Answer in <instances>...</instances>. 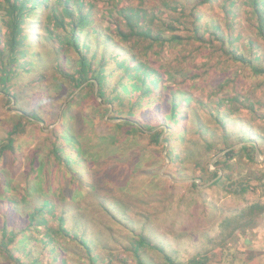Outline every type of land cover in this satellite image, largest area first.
Listing matches in <instances>:
<instances>
[{"label":"rangeland","instance_id":"1","mask_svg":"<svg viewBox=\"0 0 264 264\" xmlns=\"http://www.w3.org/2000/svg\"><path fill=\"white\" fill-rule=\"evenodd\" d=\"M67 1L75 3V0ZM129 1L134 3L136 0ZM186 1L192 3L196 0ZM230 1L238 7L233 29L224 17V8H227ZM165 5L152 1L148 19L157 16L170 20L168 13L173 17L178 16L173 7L164 8ZM5 7L3 0H0L3 34L6 33ZM107 7V0L96 2L92 25L88 31L93 29L101 40L110 37V44L106 45H111L115 41L113 36L119 23L109 18L107 11L111 7L104 10ZM57 9L60 10L59 7ZM200 12L209 29L214 24L218 25L219 31L230 40L232 49L235 48L236 53L241 54L245 60H251L256 71H264V38L256 33V16L250 14L248 0H218L214 6L208 4L202 7ZM184 25L188 26V21L185 20ZM45 27L52 34L63 37L54 14H49L36 39L38 50L34 53L37 60L36 57L34 60L19 58L15 70L17 84L8 89L6 96L16 94L20 98L21 107L37 112L47 121L49 117L50 120L55 119L52 128L60 123L61 111L72 96L66 101L63 99L72 88L70 80L69 87L63 84L66 75L49 63L52 58ZM120 28L124 30L123 20ZM208 38L209 34L205 36V39ZM197 45L193 42L192 46H167L168 49L159 57L150 59H155L161 68L165 80L161 86L175 85L179 89L182 86L193 97L189 100L193 114L187 126L185 141L181 144L183 150L178 157L171 155V162L165 156L168 143H162L164 134L160 137L158 147L153 146L151 139L145 135H126L123 130L110 125L121 121L122 117L125 119V111L114 115L112 112H96L94 101L89 99L90 91L69 108L67 117L70 118L74 137H78L79 156L87 157L89 162L103 161V167L97 170V175L112 178L114 184L124 186L123 176L130 166L137 163L132 171L134 173L143 170L136 184H130L122 193L117 189L112 191L114 195H121L111 208L113 215L125 223L127 228L107 218L98 206L99 201L92 196L84 202L91 222L84 215L85 209H81L79 224L72 227V219L68 215L64 232L60 230L58 215L62 213L61 204L65 200H80L82 203V198L90 192L87 189L81 190L79 183L70 179L68 167L49 154L51 146L46 139L52 140V136L46 135L49 130H46L44 124H40L44 132L42 134L37 131L36 125L22 122L20 132L13 135L14 151L7 150L4 157L0 158V264H15L14 261L22 264H91V261L95 264H139V261L143 264H247L248 261H242L244 253L248 252L253 237L264 233V211L261 214L257 210L250 211L254 205L264 206V73L255 75L246 66L230 65V61L222 59L217 52L219 49L216 47L219 45H206L195 52L192 48ZM112 47L105 48L101 44L99 50L93 46L91 51L82 47V52L101 64L103 57L108 59L113 53L122 55L121 51L117 52ZM225 47L228 48V44ZM148 56H151L149 52L142 54L141 60H149ZM66 59L69 74H73L77 69L75 57L66 52ZM36 61L41 63V70L37 68ZM115 68L110 85H116L117 78L121 79L127 74L123 69ZM204 69L203 77L181 84L184 77L197 75ZM37 73L43 75L42 80L38 79ZM128 82L133 80L129 78ZM45 93H48L46 100ZM2 94L0 148L6 132L12 127V122L6 121L8 117L5 114L22 113L15 106L14 100L8 103L9 98L3 99ZM132 94L137 95L138 91ZM33 95L40 105L35 104ZM106 95V100H110L113 93L107 89ZM233 97H237L238 101L232 100ZM111 102L116 105L114 99ZM41 104L49 106L46 109L49 113L47 116L42 113ZM126 104L128 107L132 102L128 100ZM137 111L143 110L138 108ZM84 116L87 118L86 123L80 121ZM197 117L204 124L201 132L198 131ZM167 137L172 143L179 141L170 135ZM243 145L246 147L241 151ZM232 147L235 154L233 159L228 160L223 157L224 154L220 155ZM35 149H42L38 169L37 172L29 173L31 180L26 182L24 178L29 167L30 153ZM138 154L141 156L140 161H135ZM253 155L256 162L252 161ZM110 156H114L112 160H106ZM217 160H220L219 164L214 165ZM126 163L128 166H121ZM4 171L10 177L5 176ZM207 171L217 173L223 177L222 180L211 186L215 179L212 175H206ZM194 181L198 185L197 189L191 186ZM31 182L48 192L47 195L55 199L57 209L60 210L49 216L50 239L46 238L43 227L32 226L25 230L26 225L23 226L24 215L28 217L33 208L41 206L40 200L24 203L21 207L23 210L13 208L24 201L26 190H33L31 185H27ZM12 198L20 202L10 200ZM252 216L255 217L251 219ZM143 226H146L145 235L150 243L135 251L136 245L126 230L140 233ZM12 237H16L20 244L9 243Z\"/></svg>","mask_w":264,"mask_h":264},{"label":"trees","instance_id":"2","mask_svg":"<svg viewBox=\"0 0 264 264\" xmlns=\"http://www.w3.org/2000/svg\"><path fill=\"white\" fill-rule=\"evenodd\" d=\"M97 1L99 0H75L74 3L67 0H3L6 5L4 17L6 18L4 22L6 33L3 34L1 32L2 26L0 25V92H4V94H0L3 95L1 97L5 100L7 97L9 98L8 103L14 100L15 106L20 109L22 113L13 115L5 114L8 117L6 121L10 120L12 122V127L6 132L5 139L2 142L3 145L0 148V158L4 157L7 150L14 151L13 146L15 138H13V135L20 132L22 122L36 125L37 131L42 134H44V132L40 124H44L45 128H47L46 130H49L46 135L51 134L52 136V140L46 139V141L50 142L51 146L49 154L68 167L67 170L70 179L78 182L81 186V190L87 189V192H90L82 198V200H84L82 203H80V200L75 201L69 198L72 201L65 200L61 204L60 210L62 213L58 215V226L62 232H64L63 228L65 224L67 225L68 215H70L72 221L74 219L73 222L71 221L72 227H76L79 224L80 221H78V219L81 216V209H85L84 211L86 214L84 215L88 217L89 222H91L88 209L84 207V202L92 196L99 201L98 206L102 212L106 214L105 216L107 218L127 228L125 227L127 226L125 223L121 222L113 215L111 208L116 204L117 199L121 197V195H114L112 191L117 189L119 193H122L130 184H136L138 182L137 177L143 174V170L140 172L137 170L135 173L132 172L137 164L135 163L129 167V170L123 176L124 186L122 184H114L112 178L107 179L103 175L99 176L96 174L97 170L103 167L101 165L103 161L89 162L87 161V157L79 156L80 145L77 139L78 137H74L75 135L69 123L70 118L67 117V114L72 104L78 101V98L82 97L83 94L90 91L89 99L94 101L96 105L95 109H97L96 112L103 111L104 114L112 112L114 115L123 114V111H125L127 114L125 119L122 117L121 121L110 125L123 130L126 135H145L151 139L153 146L158 147L160 137L164 134L162 143H168L165 156H167L171 162V155L174 154V156L178 157L183 150L181 144L185 141L187 126L193 114L190 111L191 104L189 100L193 97H191L182 86L181 89H179V87L176 88L175 85L161 86V83L163 84V82H165L161 75V68L157 66L155 59L150 60L151 57H159V55L170 46L178 47L184 44L192 46L194 42L198 44L197 47L192 48V50L196 52L205 48L206 45L212 47L219 45L216 47L219 49L217 52H219L222 59L230 61V65L239 67L246 66L251 69L255 75L264 73V71L262 72L260 69L256 71V67H254L251 60H245L241 54L238 55L236 53L235 48L232 49L230 40L219 31L218 25L214 24L213 27L209 29L208 23L203 20V13L200 12L201 8L208 4L214 6L218 0H196L192 3L186 0H159V2L158 0L157 2H155V0H138V3L137 0L134 3H131L129 0H107L109 7L104 10L107 11L108 8L111 7L107 11L108 16L112 21L119 23V25L116 26V34L113 36L115 41H113L111 45H106L108 43L110 44V37L103 38L101 36L103 38V40H101L97 37L98 34L94 33L93 29L88 31V28L92 25L91 18H93V10L95 9ZM152 1L156 4L160 3V5L165 3L166 5L164 8L167 6L173 7L174 12H176L178 16L173 17L168 13L170 20L157 16L148 19L151 15L150 4ZM248 3L250 14L256 16V33L264 38V0H248ZM58 7L60 9L59 11L57 9ZM237 10L238 7L232 1L228 2L227 8H224L226 12L224 15L225 21L231 29L235 26V14ZM49 14H54L57 24L60 26L59 29L62 30L63 34L61 38L60 36L52 34V31L46 30L45 27L46 36L49 38V52L52 58L49 63L56 70L60 71V73L66 75L67 78L64 79L66 82L63 84L69 87L71 83L70 88H72V91L63 99L66 101L72 96L61 111L60 123L52 128L51 124L56 123L55 119L50 120L51 117H49V121H47L37 112L28 111L25 107H21L19 105L20 98L16 94L10 96L7 94L6 96L8 89L14 88L17 84L15 70L19 65V58H33L32 60H34L36 57L37 60L38 57L34 53L38 50V42L36 39L40 31L44 28L45 21L49 17ZM122 20L124 30L120 28ZM185 20L188 21L189 27L184 25ZM207 34H209V38L205 39ZM94 37H96L95 40ZM55 40L58 43H56ZM85 41L88 42L84 43ZM118 42H123V44H119ZM101 44L103 47L105 46V48L115 47V50L117 52L121 51L122 55L113 53V55L108 56V59L103 57L101 64H98L95 58H88L86 52H82V47H85L87 51H91L93 46L95 49L99 50ZM226 44H228V48L225 47ZM167 46L168 48H166ZM66 52L73 54L75 57V66H77V69L74 70L76 72L73 74H69ZM148 52L151 54V56H148L149 60H141L142 54L146 55ZM125 62H127L126 65ZM36 64L37 68L41 70V63L36 61ZM115 66L123 69V72L127 74L121 79L117 78L116 85H110L111 77L114 74L112 71L116 70ZM205 71L206 69L202 70L197 75L193 74L190 77H184L181 84L184 85L199 76L203 77V72ZM36 76L40 80L43 78L41 73H37ZM129 78L133 80V82L129 83ZM69 80L71 81L70 83ZM107 89L113 93L110 100H106ZM136 91H138V94L133 95L132 93ZM47 95L48 93L44 94L45 100ZM113 99L116 105L111 102ZM33 100L36 105H40V103L35 100V95H33ZM128 100L132 102V105L127 107L126 103ZM232 100L238 101L237 97H233ZM142 103H144L143 106L141 105ZM41 105L43 108L42 113L47 116L49 113L46 109L49 108V106L45 104ZM138 108L143 111L138 112ZM85 120H87L86 116L80 118V121L83 123H86ZM197 123L199 124L198 131L201 132L204 124L200 117H197ZM160 127H162L161 130L157 131ZM168 135L179 139V141L177 143H172L170 138L167 137ZM245 147L246 146L243 145L241 151ZM41 152L42 149H35L30 153L31 156L28 161L29 167L25 172L24 178L26 182L31 180L30 174L37 172L38 160ZM234 156L233 149L223 155V157L228 160L233 159ZM113 157L114 156L107 157L106 160H112ZM252 157V161L256 162L255 155ZM140 158L141 156L138 154L135 161H140ZM219 161L220 160L215 161L214 165H218ZM13 162L14 158L11 164ZM49 165L50 163H48V167ZM121 166L128 165L126 163ZM4 174L10 177L5 171ZM46 174L48 175V173ZM206 175H212L213 179H215L211 186L216 185L223 178L217 173L208 171ZM115 177L118 178V175L115 174ZM151 177L152 176H150L149 180ZM159 180L162 179L160 178ZM128 182H130L129 185ZM27 185H31L33 190L31 192L27 190L26 192L24 191L26 196L24 201L21 202V205H15L13 208H17L18 211V208H21L24 203L28 204L40 200L41 206L33 208L32 213L29 214L28 217L24 215L23 220L25 219V223L23 226L26 225L25 230L32 226L41 229L43 227L42 230L45 232L46 238L50 239L49 216L51 217L54 211L58 210L54 202L55 199L47 195L48 192L40 189L35 182L27 183ZM191 186L197 189L198 185L194 181ZM47 188H49V184H47ZM66 194L67 192H65V195ZM6 198L9 197L7 196ZM10 200L16 199L12 198ZM16 201L20 202L18 200ZM256 210L258 214H261L264 211V206L254 205L250 208V211ZM11 215L13 216L12 212ZM254 217L255 216H252L251 219ZM40 218L41 220L38 221ZM75 219L77 221H75ZM126 232L131 235L132 243L136 245L135 251L138 250V248L149 245V238L145 235L146 226L141 228L140 233L132 229H127ZM10 242L18 243L16 237H12L11 240H9V243ZM8 257L11 259L10 255H8ZM90 260L93 259L91 258ZM14 262L15 264H22L20 261ZM91 264H95L94 261H91ZM139 264L143 263L139 261Z\"/></svg>","mask_w":264,"mask_h":264},{"label":"crops","instance_id":"3","mask_svg":"<svg viewBox=\"0 0 264 264\" xmlns=\"http://www.w3.org/2000/svg\"><path fill=\"white\" fill-rule=\"evenodd\" d=\"M253 238L242 261H248L247 264H264V233Z\"/></svg>","mask_w":264,"mask_h":264},{"label":"water","instance_id":"4","mask_svg":"<svg viewBox=\"0 0 264 264\" xmlns=\"http://www.w3.org/2000/svg\"><path fill=\"white\" fill-rule=\"evenodd\" d=\"M232 149H234V147H232V148H230V149H227V150H225V151H223L220 155H223V154H225L226 152H228V151H230V150H232ZM257 154V153H256ZM214 160V159H213Z\"/></svg>","mask_w":264,"mask_h":264}]
</instances>
